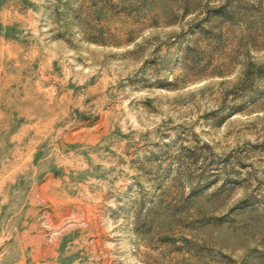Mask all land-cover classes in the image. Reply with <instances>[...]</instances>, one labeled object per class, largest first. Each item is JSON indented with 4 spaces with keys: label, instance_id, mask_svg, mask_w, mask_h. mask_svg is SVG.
<instances>
[{
    "label": "rangeland",
    "instance_id": "374dc122",
    "mask_svg": "<svg viewBox=\"0 0 264 264\" xmlns=\"http://www.w3.org/2000/svg\"><path fill=\"white\" fill-rule=\"evenodd\" d=\"M0 264H264V0H0Z\"/></svg>",
    "mask_w": 264,
    "mask_h": 264
}]
</instances>
